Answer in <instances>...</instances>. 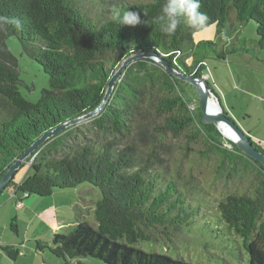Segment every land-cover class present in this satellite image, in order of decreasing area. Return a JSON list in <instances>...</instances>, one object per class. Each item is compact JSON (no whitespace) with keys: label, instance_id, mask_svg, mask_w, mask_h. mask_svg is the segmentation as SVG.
Masks as SVG:
<instances>
[{"label":"trees","instance_id":"1","mask_svg":"<svg viewBox=\"0 0 264 264\" xmlns=\"http://www.w3.org/2000/svg\"><path fill=\"white\" fill-rule=\"evenodd\" d=\"M165 2L0 0V179L44 133L97 109L111 76L129 57L155 53L176 71L204 78L207 54L257 55L241 36L250 20L257 24L254 47L264 51V0H200V11L210 18L207 27L216 25L222 46L196 42L198 30L186 22L172 35L162 32L153 20ZM128 9L139 12L142 23L122 26L113 20L115 11ZM13 18L18 27L7 22ZM11 36L49 76L50 87L36 102L22 94L18 58L7 45ZM183 82L188 81L159 61L138 57L98 113L70 123L24 158L18 171L28 166L32 174L17 182L16 173L6 189L50 196L55 188L89 183L102 193L94 208L97 226L78 222L67 233H55L51 242L36 240L37 250L48 249L65 264H86L79 257L87 256L106 264H194L157 249L174 245L175 237L194 224L199 231L205 216L226 227L227 242L231 236L240 239L247 264H264V189L230 192L209 215L189 187L191 175L181 161L189 157L192 142L203 138L208 152L233 169L246 163L264 177V165L224 137L215 123L203 122L201 106L197 115L184 97ZM223 113L231 117L224 107ZM15 220L10 227L18 233ZM148 244L153 250L145 249ZM1 249L14 260L20 253L14 246Z\"/></svg>","mask_w":264,"mask_h":264},{"label":"rangeland","instance_id":"2","mask_svg":"<svg viewBox=\"0 0 264 264\" xmlns=\"http://www.w3.org/2000/svg\"><path fill=\"white\" fill-rule=\"evenodd\" d=\"M216 30L215 24L198 30L194 34V40L196 42L214 40L222 46L224 40L217 37ZM241 36L250 42L255 51H258L257 55L231 53L227 59H219L207 54L208 66L204 71V79L209 81L213 87L209 86L214 95L212 98L215 101L220 100L231 118L264 150V51H259L254 47L258 39L257 24L254 20H250L244 26ZM7 45L18 58L20 76L25 83L21 86L22 94L31 101H38L42 91L50 87L48 74L36 60L24 54L22 45L16 36L9 37ZM226 47L230 49L231 44H227ZM181 88L184 97L195 107L194 110L199 115L201 103L198 88L189 82H183ZM216 125L219 129L218 124ZM191 147L192 150L188 152L189 157H184L181 161L183 171L190 173L189 187L194 188L192 189L193 194L197 202L203 203L202 210L207 214H215L216 203L230 192L251 194L261 188L264 189V177L252 166L242 163L233 169L231 163L222 162L221 156L211 151L208 152L209 145L203 138L192 142ZM32 172L27 166L17 172L15 180L18 182ZM5 191L12 192L13 187ZM23 194L17 192L13 197H22ZM30 197L40 201L36 204L38 207L36 209L33 207L34 211L30 212L29 217H21L20 221L15 220L21 231V240H24L25 253L38 256L34 264L36 261L38 264H65L63 258L56 257L48 249L36 254L34 251L36 240L51 242L53 230L67 233L78 222H87L97 226L94 208L96 202L102 197L100 189L92 184L82 183L73 188H55L54 194L50 196L31 195ZM51 204H54L52 209H48ZM55 204H61L62 207L59 206L57 210ZM41 208L45 210L43 213L41 211L39 213ZM36 211L38 213L34 214ZM57 217L64 218L65 223L56 229ZM197 227L199 231L196 230L195 224L189 229L185 228L180 235L175 237L174 245L164 244L162 249L157 250L167 252L174 258L181 257L194 264H247V250L238 243L240 239L233 238L234 236H231L233 240L229 241L232 244L225 240L226 227L223 224H219L214 218L203 216L198 221ZM3 235L2 238L6 240L15 238L10 229ZM16 247L20 248L19 245ZM145 249L150 251L153 247L148 244ZM0 252V255H3V258L0 257V264H14V261L1 248ZM25 259H20L18 264H33L32 256H30V262L25 263ZM79 260L86 264H106L91 256L79 257Z\"/></svg>","mask_w":264,"mask_h":264},{"label":"water","instance_id":"3","mask_svg":"<svg viewBox=\"0 0 264 264\" xmlns=\"http://www.w3.org/2000/svg\"><path fill=\"white\" fill-rule=\"evenodd\" d=\"M138 57H151L155 59L156 61H159L162 63L166 69L171 72L174 76H177L183 80L188 81L189 83L195 85L198 90H199V95H200V103H201V111H202V116H203V122L204 123H215L218 124L219 129L221 130L219 124L221 121L225 122L227 125H229L233 130L234 133L237 135L239 140L231 139L229 136L225 135V133L221 130V133L223 134L224 137L228 138L235 144H237L243 151L244 154L247 156L261 162L264 165V153L261 152L252 142L251 136L243 131L239 125L231 118L228 117L226 114L223 113V111L220 112H215L213 113L212 110H210L209 104L210 100L213 99L212 97L214 96L213 93L210 91L208 81L202 77H197V76H186L182 74L179 71H176L173 69L164 59H162V56L155 54V53H144V54H139L136 56H132L127 58L123 64L118 68V70L111 76L109 82H108V87L105 93V96L103 98L102 103L100 106L95 109L94 111L82 116L81 118H77L75 120L66 122L64 124H61L60 126L56 127L55 129L44 133L40 138H38L32 145L31 147L8 169V171L1 177L0 179V193L6 189L7 185L10 183V181L13 179L15 174L17 173L19 167L21 166V162L24 160L25 157H27L30 153H32L41 143H43L47 138L53 136L54 134L58 133L60 130L64 129L67 127L70 123H74L79 120H84L92 117L96 113H98L105 103L107 102L109 96L111 95L113 88L115 86L116 81L121 77L123 71L127 67L129 63H131L133 60H135ZM212 93V94H211ZM218 99V98H217ZM219 103L220 107L222 108V104L220 100H217ZM231 146V145H229Z\"/></svg>","mask_w":264,"mask_h":264},{"label":"clouds","instance_id":"4","mask_svg":"<svg viewBox=\"0 0 264 264\" xmlns=\"http://www.w3.org/2000/svg\"><path fill=\"white\" fill-rule=\"evenodd\" d=\"M200 7V0H166L153 23L159 24L161 31L168 35L174 34L182 22H186L192 29L203 30L208 26L210 18L200 11ZM113 20L122 26H136L142 23L140 13L129 9L123 12L115 11ZM7 22L19 26V21L15 18Z\"/></svg>","mask_w":264,"mask_h":264},{"label":"crops","instance_id":"5","mask_svg":"<svg viewBox=\"0 0 264 264\" xmlns=\"http://www.w3.org/2000/svg\"><path fill=\"white\" fill-rule=\"evenodd\" d=\"M14 194H16L15 188H13L12 192L11 191H9V192L8 191H4L3 194L1 195V198H0V230H1V234H0V248L2 246H6V245L14 246V247L19 245L20 248L17 247L20 250L19 255L17 256V258L15 260L11 258L14 261V264H18V262L22 258H26L25 259V263H27L30 260V256H32V260L31 261L34 264V262H35L36 258H38V256L37 255H27L25 253L24 248H23L24 240L23 241L21 240V233H20L21 231H20L19 226H18V233H14L11 230V227L9 225H11V222H12L13 218H16L18 221H20L21 217L22 218L29 217L30 212L34 211V210H32L33 207H34V209H36L38 207L36 204L39 203L40 201L38 199L33 198V197L31 198L30 197L31 195L27 197V196H25L23 194L22 197H19V196L13 197ZM53 194H54V192H53ZM13 198H16V199L14 200ZM53 205L54 204H51L50 207L49 208L47 207V208L48 209H50V208L52 209ZM59 206L62 207L61 204H55V208L57 210H59L58 209ZM55 208H53V209H55ZM45 209H46V207H45ZM40 211L43 213L45 210H42V208H41V209H39V213H40ZM37 213H38V211L34 212V214H37ZM57 220H58V225L55 227L56 229L61 227V226H63L64 223H65V219L64 218L57 217ZM5 221H6V223H5ZM8 221H9V224H8ZM9 229H10V232L14 233V236H15V238L17 240L14 237H13V239H9V240H6L5 238H2V237H4L3 234L5 232H7ZM55 233H57V230H53L52 231L53 235ZM53 235H52V237H53ZM36 237L37 236H35V239H37ZM39 240H41V239H39ZM34 251H35L36 254L43 253V251L37 250L36 248L34 249ZM3 252L6 254L5 251H3ZM0 257L3 258V255H0ZM36 264H38L37 261H36Z\"/></svg>","mask_w":264,"mask_h":264},{"label":"bare ground","instance_id":"6","mask_svg":"<svg viewBox=\"0 0 264 264\" xmlns=\"http://www.w3.org/2000/svg\"><path fill=\"white\" fill-rule=\"evenodd\" d=\"M210 110H212L213 113L222 111V108L220 107L219 103L215 101V99L210 100L209 104ZM221 130L225 133V135L229 136L231 139L239 140L237 135L234 133V130L227 125L225 122L221 121L219 124Z\"/></svg>","mask_w":264,"mask_h":264},{"label":"built area","instance_id":"7","mask_svg":"<svg viewBox=\"0 0 264 264\" xmlns=\"http://www.w3.org/2000/svg\"><path fill=\"white\" fill-rule=\"evenodd\" d=\"M24 195H25V196H27V197L29 196V194H28V193H24Z\"/></svg>","mask_w":264,"mask_h":264}]
</instances>
